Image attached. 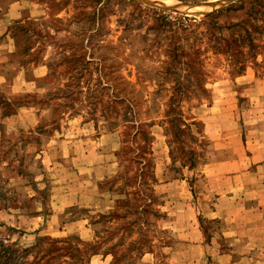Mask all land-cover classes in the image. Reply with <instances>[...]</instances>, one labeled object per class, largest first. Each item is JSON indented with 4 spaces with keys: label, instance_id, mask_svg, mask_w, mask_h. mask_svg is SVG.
<instances>
[{
    "label": "rangeland",
    "instance_id": "obj_1",
    "mask_svg": "<svg viewBox=\"0 0 264 264\" xmlns=\"http://www.w3.org/2000/svg\"><path fill=\"white\" fill-rule=\"evenodd\" d=\"M202 1L0 0V264H264V0Z\"/></svg>",
    "mask_w": 264,
    "mask_h": 264
},
{
    "label": "water",
    "instance_id": "obj_2",
    "mask_svg": "<svg viewBox=\"0 0 264 264\" xmlns=\"http://www.w3.org/2000/svg\"><path fill=\"white\" fill-rule=\"evenodd\" d=\"M132 1H134V0H132ZM233 1H235V0H208V1L198 2V3H182V4L193 7V8H199L200 7V8L207 9L206 11H197L196 13L191 14L192 16H203V15H207L208 13L213 12V11L221 8L222 6H224L228 3H231ZM139 4H141V3H139ZM147 6L153 7L151 5H147ZM153 8H157V7H153ZM157 9H159V8H157ZM166 13H179V12H166ZM181 14L188 16L186 13H181Z\"/></svg>",
    "mask_w": 264,
    "mask_h": 264
},
{
    "label": "trees",
    "instance_id": "obj_3",
    "mask_svg": "<svg viewBox=\"0 0 264 264\" xmlns=\"http://www.w3.org/2000/svg\"><path fill=\"white\" fill-rule=\"evenodd\" d=\"M173 18L172 16H168V15H165V18ZM209 17V15H206V18H208ZM205 18V17H204ZM174 19H176L173 23H172V21L171 22H169L170 23V25L171 26H177L179 29H182V30H185V31H187V29L189 28V26H190V24H188V23H185V22H191L192 20H194V19H191V18H189V17H180V18H178V17H175ZM166 25H168V23L166 22ZM230 46V42H228L227 43V47H229ZM176 49V45H174V49L173 50H175ZM184 64H186V63H184ZM186 65H188V64H186Z\"/></svg>",
    "mask_w": 264,
    "mask_h": 264
},
{
    "label": "crops",
    "instance_id": "obj_4",
    "mask_svg": "<svg viewBox=\"0 0 264 264\" xmlns=\"http://www.w3.org/2000/svg\"><path fill=\"white\" fill-rule=\"evenodd\" d=\"M231 162V161H230ZM231 206H232V204H231ZM226 207H223V206H218L216 209H218V210H221V211H219L218 213L219 214H222L223 215V217L225 216V217H229V218H232V216L234 215V214H229L230 212H227V210L225 209ZM228 211H230V209H228ZM228 222V221H227ZM262 237H264V235L263 234H260L259 235V238H254V240L255 239H262ZM245 238V239H244ZM242 240H245V242L246 241H253L252 240V238H246V237H244ZM204 250H205V247L203 246L202 247V256H200V259L199 260H197L199 263L200 262H202V263H205V262H207V258H205V252H204ZM207 252V251H206Z\"/></svg>",
    "mask_w": 264,
    "mask_h": 264
},
{
    "label": "bare ground",
    "instance_id": "obj_5",
    "mask_svg": "<svg viewBox=\"0 0 264 264\" xmlns=\"http://www.w3.org/2000/svg\"><path fill=\"white\" fill-rule=\"evenodd\" d=\"M138 1V0H137ZM142 1H152L153 2H156V3H161V4H167V3H170L171 0H141ZM178 3V2H177ZM160 6V4L158 5ZM174 8V7H173ZM173 10V9H172ZM188 10V8H187ZM176 11H179V9H176Z\"/></svg>",
    "mask_w": 264,
    "mask_h": 264
}]
</instances>
